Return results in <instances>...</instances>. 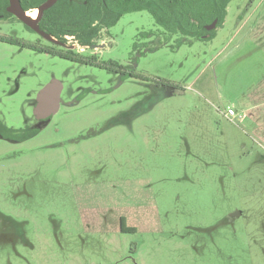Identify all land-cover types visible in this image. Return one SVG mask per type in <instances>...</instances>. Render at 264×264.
<instances>
[{
  "label": "rangeland",
  "instance_id": "1",
  "mask_svg": "<svg viewBox=\"0 0 264 264\" xmlns=\"http://www.w3.org/2000/svg\"><path fill=\"white\" fill-rule=\"evenodd\" d=\"M190 11V31L210 24L207 3ZM256 19L264 0H230L202 41L126 13L95 51L147 79L0 41L2 123H30L37 92L62 84L45 130L0 138V264H264V144L225 115L264 97ZM23 28L0 20V34L35 40ZM135 42L152 51L134 65Z\"/></svg>",
  "mask_w": 264,
  "mask_h": 264
},
{
  "label": "trees",
  "instance_id": "2",
  "mask_svg": "<svg viewBox=\"0 0 264 264\" xmlns=\"http://www.w3.org/2000/svg\"><path fill=\"white\" fill-rule=\"evenodd\" d=\"M45 0H20L21 6L24 10L37 7ZM230 0H182L183 10L181 15L183 19L177 17L176 7L172 0H57L51 7L44 11L43 17L40 20V27L46 28L53 37L58 40H63L65 34L75 35L82 45L90 44L95 37L97 30L113 26L123 15L133 11L148 10L154 17L155 22L164 28H168L169 22L172 23L171 28H180L183 30L184 35L196 37L199 40H209L214 35V29L206 30L200 27L199 32L190 31L187 26L191 19V7H196L197 4L207 3L211 12L210 19H204V23H211L215 18L217 24L215 27L220 26L223 22L226 6ZM8 0H0V13H4L5 17H13L12 14L6 11ZM208 9V8H207ZM178 18V19H177ZM26 27V26H25ZM28 28V27H26ZM154 34V33H153ZM152 32H141V38H152ZM155 35V34H154ZM161 34H156L155 38L159 39ZM155 40V39H154ZM0 41L10 44L19 45L23 48L30 49L37 52H45L43 48L45 43L39 41H26L20 40L12 36L0 34ZM52 45L49 54L58 55L64 59L86 63V61L96 60L95 56H86L74 51L66 50L49 42ZM136 42L134 48L136 47ZM45 47V45H44ZM143 51L142 56L147 52ZM87 62V63H89ZM98 65V64H96ZM118 65L116 62H102V66L107 69H114ZM123 219L120 220L122 222ZM122 228V227H121ZM133 230V228L131 229Z\"/></svg>",
  "mask_w": 264,
  "mask_h": 264
},
{
  "label": "flooded vegetation",
  "instance_id": "3",
  "mask_svg": "<svg viewBox=\"0 0 264 264\" xmlns=\"http://www.w3.org/2000/svg\"><path fill=\"white\" fill-rule=\"evenodd\" d=\"M6 8H7V6H6ZM34 8L35 7L28 9L26 11H28V12L34 11ZM42 17H43V15H42ZM0 20L1 21H9V22L19 21L23 25L24 30H26L27 32H30L32 34H35V40H33V41H39V43H40V41L43 43L46 42L44 44L45 47L43 45V48L46 50L45 52H43L44 54H49L48 50L53 49L51 44L47 46V44H49V42H50L52 44H57L58 46L65 48L66 50L74 51V52H77L80 54H84L86 56H95L96 60H92L90 62L86 61V63H83V64L90 65V66H99V67H100V65L102 66V60L100 59V54L98 55L95 50H99L102 52L104 49L110 48L113 45L112 35L109 33V30L106 27H102V28L97 30V33L95 34V37L92 39L90 44L82 45L79 42L78 38L73 34H65L63 36V40H58L54 37L55 40L60 42V43L52 42V41L42 37L39 33L35 32L29 26L25 25L23 22H21L19 19H17L14 15H13V17L8 18V17L4 16V13H0ZM39 23H40V21L38 22V25H39ZM25 26L28 28H26ZM39 28L42 31L46 32L47 34L51 35L48 31H46V28L43 29L40 27V25H39ZM147 38H151V37H147ZM93 45H101L102 47H94ZM86 49L92 50V54H87V53L81 52V50L85 51ZM142 52L143 51L136 52V49L133 48V55L134 56L131 57L130 60L134 65L137 64L138 60L141 57L145 56L148 53L147 52L145 55L142 56V54H143ZM87 62H89V63H87ZM96 64H98V65H96ZM113 70L116 73H120L123 76L125 75L128 77L147 79L146 77L139 75L136 72L134 73V72L128 71L125 68V64H123V65L118 64L114 67ZM35 102L36 101L34 99L33 107L35 105ZM60 104H62V100L60 101ZM50 117H48L46 119H42V120H37L33 115L32 121L30 123H25L24 125H22L21 127H18V128L9 127L0 121V138L6 142H9V143H16V144L24 143L27 140H29L32 137L39 134L42 130H45L46 126H47L46 122Z\"/></svg>",
  "mask_w": 264,
  "mask_h": 264
},
{
  "label": "water",
  "instance_id": "4",
  "mask_svg": "<svg viewBox=\"0 0 264 264\" xmlns=\"http://www.w3.org/2000/svg\"><path fill=\"white\" fill-rule=\"evenodd\" d=\"M57 0H45L40 5L34 8L36 15L31 17L29 12L24 10L21 6L20 0H8L6 10L13 14L17 19L29 26L35 32L39 33L42 37L56 43H60L55 40L54 37L42 31L39 28L38 22L40 21L44 11L51 7ZM217 19H214L210 24L205 26L206 30L215 28ZM94 47H102L101 45H93ZM62 90V84L57 79H51L46 83L36 94L35 105L32 113L37 120L46 119L54 115L60 107V93Z\"/></svg>",
  "mask_w": 264,
  "mask_h": 264
},
{
  "label": "crops",
  "instance_id": "5",
  "mask_svg": "<svg viewBox=\"0 0 264 264\" xmlns=\"http://www.w3.org/2000/svg\"><path fill=\"white\" fill-rule=\"evenodd\" d=\"M246 21L247 19L243 21L242 25H245ZM254 27H257V31L259 30L261 33L262 31H264V27L259 23V19H256L254 21V24L248 30L249 31L247 32L248 35L254 34V31H255ZM260 46L264 48V44H261ZM235 48H237V46ZM257 95H255V98L252 99L251 101L250 100L242 101V99H238V104H239L238 108H236L233 105H227L226 108H232V109L234 108L233 110L235 111L236 115L234 116L232 121L239 119L237 120L238 125L239 123L249 120L248 125H247L249 130H247V128L243 126H241V128H245L247 130L245 131V133L250 136L252 141L261 145L262 143L264 144V130H263L264 128L263 127L264 126V97H261L260 99H258Z\"/></svg>",
  "mask_w": 264,
  "mask_h": 264
},
{
  "label": "built area",
  "instance_id": "6",
  "mask_svg": "<svg viewBox=\"0 0 264 264\" xmlns=\"http://www.w3.org/2000/svg\"><path fill=\"white\" fill-rule=\"evenodd\" d=\"M225 115L232 120L236 114L232 108H227Z\"/></svg>",
  "mask_w": 264,
  "mask_h": 264
},
{
  "label": "bare ground",
  "instance_id": "7",
  "mask_svg": "<svg viewBox=\"0 0 264 264\" xmlns=\"http://www.w3.org/2000/svg\"><path fill=\"white\" fill-rule=\"evenodd\" d=\"M29 15H30L31 17H34L36 14H35L34 11H31V12H29Z\"/></svg>",
  "mask_w": 264,
  "mask_h": 264
}]
</instances>
